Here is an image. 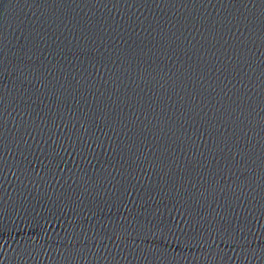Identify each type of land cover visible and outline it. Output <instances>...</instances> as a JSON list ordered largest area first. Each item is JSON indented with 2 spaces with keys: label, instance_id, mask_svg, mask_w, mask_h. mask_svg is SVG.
<instances>
[{
  "label": "water",
  "instance_id": "95a60500",
  "mask_svg": "<svg viewBox=\"0 0 264 264\" xmlns=\"http://www.w3.org/2000/svg\"><path fill=\"white\" fill-rule=\"evenodd\" d=\"M0 264H264V0H0Z\"/></svg>",
  "mask_w": 264,
  "mask_h": 264
}]
</instances>
